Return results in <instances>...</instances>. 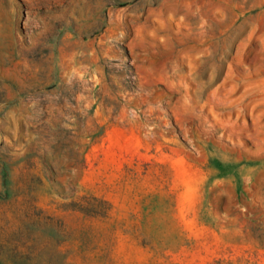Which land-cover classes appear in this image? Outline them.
Returning <instances> with one entry per match:
<instances>
[{
    "label": "rangeland",
    "instance_id": "rangeland-1",
    "mask_svg": "<svg viewBox=\"0 0 264 264\" xmlns=\"http://www.w3.org/2000/svg\"><path fill=\"white\" fill-rule=\"evenodd\" d=\"M0 264H264V0H0Z\"/></svg>",
    "mask_w": 264,
    "mask_h": 264
}]
</instances>
